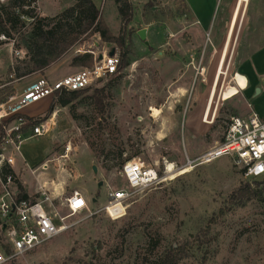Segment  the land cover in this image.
<instances>
[{
	"label": "rangeland",
	"instance_id": "obj_1",
	"mask_svg": "<svg viewBox=\"0 0 264 264\" xmlns=\"http://www.w3.org/2000/svg\"><path fill=\"white\" fill-rule=\"evenodd\" d=\"M130 1L133 18L126 46L104 43L98 35L82 38L42 73L14 74L27 62L20 38L29 28L0 41V101L20 95L42 77L53 82L88 69L71 64L78 51L98 56L114 49L120 61L124 48L128 50L125 67L121 61L116 75L91 86L107 87L108 114L99 126L86 100L74 103L76 118L68 107L55 105V95L22 111L37 123L54 119L47 137L22 144L21 158L28 168L49 161L46 171L35 174L38 180L54 188L58 199L75 191L85 195L95 214L69 218L70 229L12 264H135L155 240L160 251L171 246L184 250L181 264H264V192L258 194L264 175L246 179L228 158L186 165L222 141L232 117L248 115L251 107L264 112L261 87L247 99L242 91L246 80L237 74L239 64L264 44V0H233L227 8L225 0H215L200 40L193 38L196 29L190 28L181 0H153L152 7H145L148 0ZM94 4L118 37L121 24L114 3ZM73 5V0H41V18L59 16ZM144 28L147 46L137 36ZM153 109L160 111L158 117H152ZM66 147L70 150L64 158ZM120 151L122 159L138 160L159 173L168 166L179 170L172 180L131 194L125 215L111 220L100 208L109 188L126 190L116 157ZM34 178L26 176L34 184L32 193ZM220 211L223 216L204 231Z\"/></svg>",
	"mask_w": 264,
	"mask_h": 264
},
{
	"label": "built area",
	"instance_id": "obj_2",
	"mask_svg": "<svg viewBox=\"0 0 264 264\" xmlns=\"http://www.w3.org/2000/svg\"><path fill=\"white\" fill-rule=\"evenodd\" d=\"M40 2L41 0H0V9L13 6L15 15L28 28L43 16ZM3 40L5 37L0 36V41ZM77 53L96 56L93 66L53 82L42 77L27 85L20 95L0 101V264H12L70 229L72 225L68 222L69 218L81 212L89 215L94 213L76 191L70 197L58 199L54 195V188L49 189L46 184L34 178L36 187L32 194L25 191L28 197L25 200L22 199L23 193L18 185L19 169L29 171L33 177L37 172V169L30 170L22 160V144L28 140L47 137L54 126L53 117L29 126V121L34 119L24 115L22 111L56 93L83 90L102 77L117 74V54L109 57L107 52L98 56L91 52ZM69 150L66 147L64 158ZM221 158L231 159L244 178L260 179L264 175V120L254 113L232 117L222 141L196 159L187 160L186 165L190 168L203 166ZM48 164L49 161L41 165L40 172L46 171ZM178 170L164 167V171L159 173L157 169L145 166L138 160H127L120 171L126 190L109 188L106 203L100 211L111 220L122 218L126 211V201L131 194L172 180Z\"/></svg>",
	"mask_w": 264,
	"mask_h": 264
},
{
	"label": "trees",
	"instance_id": "obj_3",
	"mask_svg": "<svg viewBox=\"0 0 264 264\" xmlns=\"http://www.w3.org/2000/svg\"><path fill=\"white\" fill-rule=\"evenodd\" d=\"M74 5L65 9L59 16L54 18H37L28 28V32L21 35L20 41L23 43V49L26 51L27 62L22 69H14L16 78H22L36 73L44 72L52 63L56 62L63 56L67 50L78 40L98 35L100 40L104 43H114L118 47L126 46V31L127 26L131 23L133 18V6L130 0H111L116 9L117 15L121 24L119 36H113L103 20L100 17L99 9L94 4V0H73ZM153 0H148L145 7H152ZM11 7H4L0 9V35L6 39H12L13 35H19L24 30V24L18 19ZM130 32L128 33L129 38ZM128 54L127 48L123 50V56L119 61L117 73L127 65L124 59ZM92 55L78 54L72 58L71 64L76 67L90 68L93 62ZM119 78V77H117ZM92 91L89 95L88 92ZM107 87L91 90L87 87L78 91H62L55 94V105L61 108H69V112L73 118L75 116V105L80 100H86L89 105L93 107L96 118L99 120L98 126L105 121L108 114L106 99L108 98ZM32 126L37 123L36 120H30ZM2 130L0 127V136ZM91 146V145H90ZM92 147V146H91ZM120 159L119 168L129 158L122 159L123 152L120 151L116 157ZM264 184V183H263ZM259 184L260 192H264V185ZM22 191V199L27 200L28 197L25 189L19 185ZM240 191V189H238ZM237 191V192H238ZM260 198L261 196L258 195ZM222 211L215 218H211L204 231H209L219 217H222ZM160 241H149L147 247L142 255H138L135 264H181L185 257V251L177 247H169L160 251L158 248ZM96 251L92 249L94 254Z\"/></svg>",
	"mask_w": 264,
	"mask_h": 264
},
{
	"label": "crops",
	"instance_id": "obj_4",
	"mask_svg": "<svg viewBox=\"0 0 264 264\" xmlns=\"http://www.w3.org/2000/svg\"><path fill=\"white\" fill-rule=\"evenodd\" d=\"M215 0H181V3L185 6L186 8V14L190 17L191 19V25L190 28H195L196 32L192 33L194 36L193 38L199 39L202 37L204 30L207 28V26L210 23V16L212 13V6ZM233 0H225L224 8L228 5H231ZM249 3V0H248ZM248 6V4H247ZM247 8V7H246ZM244 19V17H243ZM241 17V20H243ZM240 20V21H241ZM238 22V21H237ZM222 26V24H221ZM219 28L217 29V35L214 37L215 39L218 38L219 36ZM144 30L147 33L146 28ZM225 36V40L227 37ZM264 34V33H263ZM262 39H264V35L261 36ZM224 45V44H223ZM223 47V46H222ZM222 50V49H221ZM237 71L239 75H241L245 80H246V87L243 91L247 99H252V96L254 95V91L256 89H259L258 87H261L263 90V97H264V44L259 47L256 51H253L248 54L247 58L244 59L238 66ZM262 83V84H260ZM260 89V91H261ZM251 113L256 114L260 119L264 120V112L261 108H252L251 107ZM23 160V159H22ZM24 161V160H23ZM25 162V161H24ZM42 164H38L35 168H32L30 170H36L38 173L40 170L39 168L41 167ZM19 169V168H16ZM20 171V181H18V185H20L22 188L25 189V191L29 194H32L31 190L33 188L30 187V183H28L29 180L26 179V176L33 177L29 171L24 170V169H19ZM35 173V174H36ZM36 181L38 178L35 176ZM34 179V181H35ZM43 182L44 184L46 183L45 181H40ZM23 184V185H22ZM33 182L31 183V185ZM34 185V184H33ZM26 186V187H25ZM36 187V183H35ZM82 197L86 200L85 195H82Z\"/></svg>",
	"mask_w": 264,
	"mask_h": 264
},
{
	"label": "water",
	"instance_id": "obj_5",
	"mask_svg": "<svg viewBox=\"0 0 264 264\" xmlns=\"http://www.w3.org/2000/svg\"><path fill=\"white\" fill-rule=\"evenodd\" d=\"M137 36H138V38L142 41V42H144V44L147 46L148 45V43L146 42V31L143 29V30H141V31H139L138 33H137ZM114 53H115V50L114 49H112L110 52H109V54H108V56L109 57H112L113 55H114ZM101 59V56L99 57V60ZM256 92H258V90H256ZM95 169V168H94ZM99 185H100V183H99Z\"/></svg>",
	"mask_w": 264,
	"mask_h": 264
},
{
	"label": "bare ground",
	"instance_id": "obj_6",
	"mask_svg": "<svg viewBox=\"0 0 264 264\" xmlns=\"http://www.w3.org/2000/svg\"><path fill=\"white\" fill-rule=\"evenodd\" d=\"M160 114V111L158 109H153L152 110V117H158ZM169 167V166H168Z\"/></svg>",
	"mask_w": 264,
	"mask_h": 264
}]
</instances>
